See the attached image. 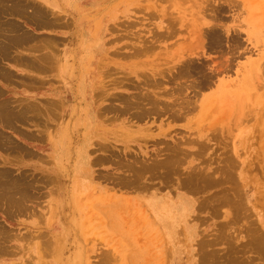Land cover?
Segmentation results:
<instances>
[{
  "label": "rangeland",
  "instance_id": "obj_1",
  "mask_svg": "<svg viewBox=\"0 0 264 264\" xmlns=\"http://www.w3.org/2000/svg\"><path fill=\"white\" fill-rule=\"evenodd\" d=\"M62 1L38 27V0H0L1 43L15 23L30 43L56 30L71 60L53 172L0 160V264H264V0ZM146 89L157 112L121 113L114 96Z\"/></svg>",
  "mask_w": 264,
  "mask_h": 264
},
{
  "label": "crops",
  "instance_id": "obj_2",
  "mask_svg": "<svg viewBox=\"0 0 264 264\" xmlns=\"http://www.w3.org/2000/svg\"><path fill=\"white\" fill-rule=\"evenodd\" d=\"M38 1L41 6L46 8L52 15L51 18H53V20L51 19L48 23L50 22V25H55V15H63V7L66 5L64 6L62 0ZM74 1L75 2L72 4L73 7L71 8L72 11L81 14L90 12L87 11L89 10L87 9L88 7L84 6L82 8L78 1ZM78 7L80 9H78ZM64 22L63 18L60 21L62 27ZM26 27L30 29V26L26 25ZM23 30L24 31L21 32L27 33L26 29ZM48 32L49 33H46L48 35L47 37H38L39 44L35 42L27 43L28 41L24 42L27 45L24 43H21L22 45L13 44L9 54H3L4 58L1 56L2 54L0 55V102L2 101L0 103V107L2 108L0 112L2 113L3 111L2 114L0 113V160L5 166L15 171L30 170L40 174H49L53 172L54 164L52 160L54 156L52 142L55 138L60 139L61 128L65 126L68 117L67 111L69 106L67 102H65L64 93L68 86V73L70 68L68 64L71 63L69 58L70 50L68 44L65 45L66 47L62 48L61 52H56L55 48L56 45L63 43L62 40L67 39V35H65L64 32L60 33L56 30H49ZM30 38L33 39L32 36H29V39ZM28 47H31V49ZM12 52L18 55H14ZM13 56L18 57H16V59L15 57L13 58ZM24 56L25 59H28V62L22 59ZM76 60L78 61V58ZM34 66H36L35 71ZM41 67L43 69H40ZM37 69L40 71H37ZM4 105H8V107L12 109L4 107L3 110ZM33 107H35V109ZM8 109L13 112L11 116L14 117H12L13 119L11 120V116L9 119L4 116V112L6 113L5 110ZM33 109L35 111H33ZM7 119L8 121H6ZM1 121L6 122L2 123ZM1 141H3L2 143L5 147L2 145ZM9 145L12 147H9ZM6 146L9 148H6ZM0 166L3 165L0 164Z\"/></svg>",
  "mask_w": 264,
  "mask_h": 264
},
{
  "label": "bare ground",
  "instance_id": "obj_3",
  "mask_svg": "<svg viewBox=\"0 0 264 264\" xmlns=\"http://www.w3.org/2000/svg\"><path fill=\"white\" fill-rule=\"evenodd\" d=\"M32 4V3H31ZM33 6V5H32ZM1 7V6H0ZM11 7V6H10ZM19 6H17L16 8H18ZM35 7V6H34ZM14 9V8H13ZM19 9V8H18ZM1 10V9H0ZM19 10H21V12H23L24 11V9L22 8H20ZM2 12V11H1ZM21 12H19V13H21ZM31 12L32 13H30L29 12V15H22L24 18H26V19H28L29 21L31 20V22L32 23H34V24H36L37 26L39 25H42V26H47V25H50L49 23H48V20L47 21H45L44 19H43V16H40V17H42V18H39V16L37 15V13L35 12V10L34 11H32L31 10ZM25 13H28V11L27 12H25ZM45 19H47L46 17H45ZM53 20V19H52ZM24 21H25V19H24ZM1 24V23H0ZM9 25H10V23H9ZM35 25V26H36ZM7 26H8V24H7ZM19 26H20V24H19ZM18 26V24H11V26H10V34L9 35H7L5 38H7V40L5 41L4 40V42H6V43H4L5 44V46H3L2 47V45H4L3 43H1V41H0V46L2 47V48H0V49H4L5 51H3L4 53H2V50H0V52L2 53V54H5L6 53V55L7 54H9V50H10V48L12 47V45L13 44H18V45H20L21 43L23 44L24 42H26V41H28L27 43H30L29 41H31V39L32 38H30L29 39V36H31V35H29L28 33H24V32H21V31H24L23 29H22V27L20 26L19 27ZM38 26V27H39ZM41 27V26H40ZM6 29H8V27H6ZM1 30V29H0ZM1 35V34H0ZM9 36V37H8ZM27 39H29V40H27ZM0 40H1V38H0ZM42 41V40H41ZM32 42V41H31ZM38 42V41H37ZM36 42V43H37ZM21 44V45H22ZM25 44V43H24ZM39 44V43H38ZM25 45H27V44H25ZM24 45V46H25ZM30 45V44H29ZM34 45V44H33ZM32 45V46H33ZM42 45V44H41ZM43 46V45H42ZM50 46V45H49ZM27 47V46H26ZM34 47V46H33ZM51 47V46H50ZM28 48H30L31 49V47H28ZM35 48V47H34ZM34 48H32V49H34ZM36 48H37V46H36ZM41 48V47H40ZM44 48V47H43ZM52 48V47H51ZM17 49V48H16ZM27 49V48H26ZM14 50H15V48H14ZM29 50V49H28ZM16 52V51H15ZM32 52H33V50H32ZM40 52V51H39ZM49 52V51H48ZM139 51H137V53H138ZM13 53V52H12ZM11 53V54H12ZM143 53V52H142ZM141 52H140V55L142 54ZM14 55H18V54H15V53H13ZM6 55H5V58H6ZM21 55L23 56V53L21 52ZM138 55H139V53H138ZM2 57L4 56V55H1ZM9 56H11V55H9ZM33 56V55H32ZM40 56H41V54H40ZM39 56V57H40ZM15 56H13V58H14ZM16 57H18V56H16ZM15 57V58H16ZM20 57V56H19ZM38 57V56H37ZM42 57V56H41ZM4 58V57H3ZM7 58H10V57H7ZM12 58V57H11ZM12 58V59H13ZM17 59V58H16ZM20 60H21V57L19 58ZM18 59V60H19ZM22 59H25V56H24V58H22ZM27 60V61H26ZM49 60V59H48ZM25 61L26 62H28V59H25ZM36 61V60H35ZM34 61V62H35ZM25 62V63H26ZM31 62V61H30ZM48 62V61H47ZM24 63V62H23ZM32 63V62H31ZM44 63H46V62H44ZM49 63V62H48ZM34 64V63H33ZM35 64H36V62H35ZM2 65V64H1ZM41 65V64H40ZM39 65V66H40ZM29 67V66H28ZM35 67L36 66H34V71H35ZM26 68H27V66H26ZM31 68V67H30ZM8 69H10V68H8ZM33 69V68H32ZM40 69H43L42 67L40 68ZM4 70V69H3ZM39 69H37V71H38ZM40 71V70H39ZM1 72V71H0ZM6 73V72H5ZM1 74V73H0ZM32 74V73H31ZM28 75V74H27ZM156 76V75H155ZM29 78V77H28ZM167 81V80H166ZM146 82H148L149 83V85H150V83H153V84H157L156 83V79H154V81L153 80H149L148 79V81H146ZM120 83V82H119ZM159 83H161V82H159ZM123 85L124 84H122V87H123ZM149 85H147V86H149ZM160 85V84H159ZM150 87V86H149ZM156 87V86H155ZM157 87H158V85H157ZM178 87V86H177ZM136 88H139V87H136ZM175 89V88H174ZM181 89V88H180ZM155 90V89H154ZM154 90H149V89H146L143 93H141V94H139V96H137V98L135 99V100H128V99H126V97H124L123 95H121V94H117L116 96H114L115 98H116V100L117 101H119V99H121V100H124L125 102H126V105L124 106V107H121L122 109L121 110H123L121 113H123V112H125V111H131V110H133V109H135V111L134 112H130L132 115H134L136 118H138V119H142V118H145V117H147L149 114H151V113H153V112H157L158 111V109H159V104H161V101L162 100H160L159 98H160V96L158 95V93L159 92H157V91H154ZM142 91V90H141ZM151 91H152V93H151ZM174 93H175V91H173ZM178 92V91H177ZM182 92V91H181ZM1 94V93H0ZM115 94V93H114ZM111 95V94H110ZM113 97V96H112ZM108 99V98H107ZM111 98L109 97V100H110ZM160 101H159V100ZM178 99V98H177ZM26 100V99H25ZM105 100V99H104ZM112 100V99H111ZM46 101V100H45ZM164 101V100H163ZM175 101H176V99H175ZM185 101V100H184ZM2 102V101H1ZM0 102V103H1ZM44 102V101H43ZM49 102V101H48ZM113 102V101H112ZM120 102V101H119ZM186 102H189L188 100L186 101ZM3 103H5V102H3ZM2 103V104H3ZM33 103V102H32ZM35 103V102H34ZM123 103V102H122ZM163 103H165V102H163ZM162 103V104H163ZM180 103V102H179ZM6 104V103H5ZM50 104V103H49ZM148 105L147 107H145V105ZM180 104H183V103H180ZM180 104H178V105H180ZM188 104V103H187ZM9 105V104H8ZM8 105L6 106V105H4L3 106V110H4V107H8ZM46 105V104H45ZM113 105V104H112ZM111 104H109V105H106V106H104V111H111V108H113L114 106H112ZM115 105V104H114ZM124 105V104H123ZM164 105H167V104H164ZM184 105V104H183ZM182 105V106H183ZM0 106H1V104H0ZM34 106V105H33ZM116 106V105H115ZM118 106V105H117ZM170 106V105H169ZM172 106V105H171ZM29 107V106H28ZM38 107H39V105H38ZM48 107V106H47ZM46 107V108H47ZM119 107V108H120ZM174 106H172V108H173ZM179 107H181V106H179ZM186 107V106H185ZM9 109L11 108V107H8ZM30 108V107H29ZM34 109H35V107H33ZM116 108V107H115ZM165 109L167 108L166 106L164 107ZM163 108V109H164ZM169 108V107H168ZM182 108V107H181ZM0 109H2L1 107H0ZM5 110L6 111V113L4 112V116L5 117H8V119L10 118V116L12 115V111L11 110ZM12 109V108H11ZM22 109H24V108H22ZM33 109V111H35ZM54 109H55V107H54ZM174 109V108H173ZM44 110V109H43ZM116 110V109H115ZM171 110V109H170ZM182 110V109H181ZM11 111V112H10ZM48 111H50V110H48ZM53 111V110H52ZM36 112H37V110H36ZM118 112V111H117ZM127 112H125V113H127ZM1 113V112H0ZM2 113H3V111H2ZM1 113V114H2ZM27 113V112H26ZM38 113V112H37ZM49 113V112H48ZM24 114H25V111H24ZM130 114V115H131ZM128 116V115H127ZM12 117H14V116H11V118H10V120L11 119H13ZM5 119V118H4ZM8 119L6 120V121H8ZM3 120V119H2ZM9 120V121H10ZM6 121H4V122H6ZM132 121V120H131ZM2 122V121H1ZM4 122H2V123H4ZM11 122V121H10ZM10 122H8V123H10ZM135 122V121H134ZM7 123V124H8ZM2 125H4V124H2ZM130 126H132V125H126V127H123L124 129H125V131L127 132V131H130V130H132V128H130ZM133 127V126H132ZM138 127V126H137ZM147 128V127H146ZM145 129V128H144ZM147 130V129H146ZM142 130H138V133L139 132H141ZM136 133H137V131H136ZM118 136V135H117ZM4 138V137H3ZM5 139H7V138H5ZM5 139H2V140H5ZM3 141H1V143H2ZM7 142V141H6ZM9 142H10V138H9ZM8 142V143H9ZM12 142V141H11ZM7 144V143H6ZM11 144H13V143H11ZM1 145V144H0ZM2 145H4L3 143H2ZM57 144H54V148H53V154L56 152V150H55V148H57V149H59L57 146H56ZM14 146V145H13ZM4 147H5V145H4ZM9 147H12L11 145H9ZM8 146H6V148H9ZM80 149H79V151H78V155L80 156L79 157V161H80V159H84L85 158V151H86V146H84V145H82V148L81 147H79ZM7 150V149H6ZM25 153V152H24ZM27 153V152H26ZM171 154V153H170ZM169 156H171V155H169ZM168 156V158H170ZM173 156H171V158H172ZM170 158V159H171ZM169 159V160H170ZM173 160H174V158H172ZM171 159V162H173V160ZM169 160L167 161V162H169ZM87 161V160H86ZM157 161L158 160H156V164H157ZM176 161V160H175ZM174 161V162H175ZM153 162V161H152ZM159 162H161V161H159ZM173 162V163H174ZM85 163H87V162H85ZM139 163V162H138ZM165 163H166V161H165ZM165 163H163V162H161L160 163V166L162 165V164H164L165 165ZM173 163H169V164H173ZM146 164V163H145ZM144 164V165H145ZM148 164V163H147ZM154 164H155V162H154ZM155 164V165H156ZM139 165H143V164H139ZM143 165V166H144ZM150 165H151V163H150ZM149 165V166H150ZM155 165L153 166V163H152V166H150V167H153V168H155ZM157 165H159V164H157ZM157 165H156V168H157ZM7 167V166H6ZM140 167H142V166H140ZM162 167V166H161ZM10 168V167H9ZM142 169H144V168H142ZM150 170V169H149ZM146 171V170H145ZM148 171V170H147ZM3 172V171H2ZM141 172V171H140ZM144 172V171H143ZM136 174H138V173H136ZM10 177V176H9ZM6 180L5 181H7V183H10V182H12V181H10L9 179H7V178H5ZM14 179H15V177H14ZM4 181V180H3ZM26 181V180H25ZM16 182V181H15ZM3 183V182H2ZM18 183V182H17ZM21 183V182H20ZM25 183V182H24ZM24 183H23V185H24ZM4 184H6V183H4ZM26 184H27V182H26ZM29 184V183H28ZM3 184H0V186H2ZM3 186H5L6 188L7 187H9L8 185H3ZM12 186V185H11ZM10 186V187H11ZM22 186V185H21ZM27 186V185H26ZM13 187H15L14 185H13ZM0 188H3V187H0ZM12 188V187H11ZM10 188V189H11ZM17 188H19V187H17ZM9 189V188H8ZM15 189V188H14ZM20 189H22V188H20ZM19 189V190H20ZM4 190V189H3ZM13 190V189H12ZM7 192V190H4V192ZM24 191V190H23ZM3 193V192H2ZM2 193H0V194H2ZM10 193V192H9ZM12 194H13V192H11ZM4 197V195H1L0 196V198L1 197ZM26 196H27V194H26ZM25 198V197H24ZM15 199H17V197L15 198ZM20 199V198H19ZM18 199V200H19ZM23 199V198H22ZM7 200V199H6ZM4 201V200H3ZM2 202V201H1ZM17 202H19V201H17ZM221 202H222V200H221ZM3 203V202H2ZM4 204H6V203H4ZM8 205V204H7ZM13 205V204H12ZM8 207V206H7ZM237 207H238V205H237ZM8 209H9V207H8ZM13 209H14V207H13ZM153 209L154 210H156V209H158L156 212H162V210H163V213L162 214H159V217H160V220L164 217V215H167V216H171V217H175V216H178L180 213H178V210H176V208H174V209H172L171 208V206H168V203H165V202H161L160 200L159 201H157L156 203H154V205H153ZM10 210V209H9ZM181 210V213H184L185 212V210L184 209H180ZM234 210V209H233ZM6 212V211H5ZM17 212V211H16ZM6 213H8V212H6ZM10 216H12L11 214H10ZM165 225H167V223H164ZM1 233H2V231H0ZM0 233V234H1ZM222 235V234H221ZM224 236V235H223ZM253 236V235H252ZM221 237V236H220ZM226 237V236H225ZM224 237V238H225ZM231 237V236H230ZM4 238V237H3ZM223 238V239H224ZM228 238V237H227ZM253 238V237H252ZM226 239V238H225ZM253 239H257V238H253ZM221 240V239H220ZM0 241H1V238H0ZM206 241V240H205ZM214 241V240H213ZM216 241V240H215ZM227 241V240H226ZM225 241V242H226ZM254 241V243L256 242V241H258V239L255 241V240H253ZM252 241V242H253ZM204 242V241H203ZM228 242V241H227ZM1 243H3V242H0V244ZM224 243V242H223ZM253 243V244H254ZM201 244V243H200ZM203 244V243H202ZM206 244V243H205ZM256 244H257V242H256ZM259 244V243H258ZM257 244V245H258ZM249 245V244H248ZM251 248H253V247H251ZM201 249V248H200ZM235 250V249H234ZM238 250V249H237ZM239 250H241V249H239ZM257 250V249H256ZM259 250V249H258ZM261 250V249H260ZM262 251V250H261ZM234 252V251H233ZM239 252V251H238ZM264 252V251H263ZM262 252V253H263ZM203 253V252H202ZM236 254H237V252H236ZM241 254V253H240ZM240 256V255H239ZM227 262V261H226ZM226 264V263H225Z\"/></svg>",
  "mask_w": 264,
  "mask_h": 264
}]
</instances>
